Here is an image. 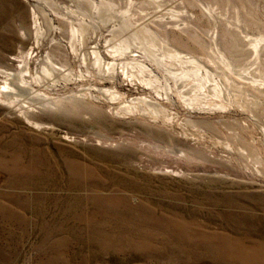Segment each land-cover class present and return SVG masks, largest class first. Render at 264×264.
<instances>
[{
    "label": "rangeland",
    "instance_id": "obj_1",
    "mask_svg": "<svg viewBox=\"0 0 264 264\" xmlns=\"http://www.w3.org/2000/svg\"><path fill=\"white\" fill-rule=\"evenodd\" d=\"M118 43L130 56L178 51L220 74L222 52L238 73L221 76L232 105L191 110L123 76L44 77L80 74L91 51L119 68L108 53ZM19 71L43 76L35 89L65 106L24 99L28 122L0 103V264H264V0H0V90L3 73ZM245 71L263 85L242 81ZM101 89L153 100L160 114L117 115Z\"/></svg>",
    "mask_w": 264,
    "mask_h": 264
},
{
    "label": "bare ground",
    "instance_id": "obj_2",
    "mask_svg": "<svg viewBox=\"0 0 264 264\" xmlns=\"http://www.w3.org/2000/svg\"><path fill=\"white\" fill-rule=\"evenodd\" d=\"M84 21L80 19L78 27L71 29L70 36L72 40L82 35L80 29L84 28L83 26L86 24ZM38 29L39 28L36 27L37 33L39 32ZM260 43L259 41H254L253 48L255 50L258 49ZM111 49L113 51H109V55L119 57V59L123 58V60L120 59L121 62L118 63L120 64L119 68L114 59L112 62H106L99 51H91L93 58L92 64L90 67L87 66V58L83 55L82 63L85 67L83 70H80V74L75 73L71 67L62 66L61 70H56L54 68H52L51 71L47 70L44 72V77H52L55 86L56 83L59 82L55 80L57 78L63 80L65 84L70 82L78 84L80 79L81 82H89L91 79H97L98 81H110L114 85V81L117 80L119 76H123L125 81L131 86L133 85L135 87L138 86V84L141 86L145 85L148 89L154 91L156 95H159L160 98L165 97V100L168 101L173 100L174 94V96L176 95L178 99L182 100L186 108L191 110L198 108L199 110H203V112L209 113H214V110L226 109L233 103V92L228 84H225L222 77H226L228 73H238L230 66L231 63L226 55L220 51L217 55V63L221 65L220 70H222V74L212 71L194 56L182 57V54L178 51H142V55L138 57L137 55L130 56L128 54L127 50H129V46L126 44L118 43L116 47L114 46ZM49 60L48 57V61ZM146 60L162 67L166 75H161V78L158 77L155 70L147 66ZM209 61L215 64L213 58L209 57ZM118 69L120 73H118ZM246 71L243 74H239L242 81L251 82L253 87L263 85V82L260 84V76L257 77L254 72ZM55 73L57 76H54ZM3 74L5 78L2 90H0V103L7 107L18 106L20 114L28 122L30 121L28 105L25 108L19 105L20 102H23L22 104L26 103L24 99L37 104L39 107H36V109L38 110L53 111L64 108L65 105L62 100L49 98L48 95L46 96V94H42L43 92L40 93L39 90L35 89V85L40 86V84L46 80L43 76L33 77L26 71H19L17 73L6 72ZM52 85L48 88L52 87ZM186 87H188V89ZM97 93L100 97L108 101H118L120 103L118 106H113L114 108L112 109L117 115L144 114L149 116L150 113H154L155 115L160 114L161 106L145 97L133 99L131 103H123V101H121L122 93L120 94L117 90L101 89L98 90ZM87 95L92 96L89 88L82 91L79 97H69L67 100L75 102L83 100ZM18 98H22V100ZM201 106L203 108H201ZM33 124L38 126L37 123Z\"/></svg>",
    "mask_w": 264,
    "mask_h": 264
}]
</instances>
